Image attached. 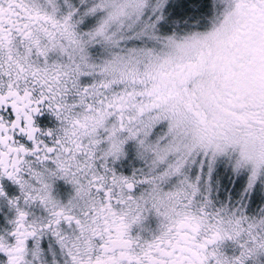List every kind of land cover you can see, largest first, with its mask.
Returning a JSON list of instances; mask_svg holds the SVG:
<instances>
[{"label": "snow or ice", "instance_id": "snow-or-ice-1", "mask_svg": "<svg viewBox=\"0 0 264 264\" xmlns=\"http://www.w3.org/2000/svg\"><path fill=\"white\" fill-rule=\"evenodd\" d=\"M0 264H264V0H0Z\"/></svg>", "mask_w": 264, "mask_h": 264}, {"label": "flooded vegetation", "instance_id": "flooded-vegetation-1", "mask_svg": "<svg viewBox=\"0 0 264 264\" xmlns=\"http://www.w3.org/2000/svg\"><path fill=\"white\" fill-rule=\"evenodd\" d=\"M146 227H147V228H155V227H156V223H155V221H149V222L146 224Z\"/></svg>", "mask_w": 264, "mask_h": 264}]
</instances>
